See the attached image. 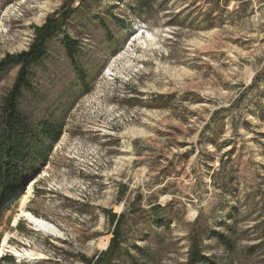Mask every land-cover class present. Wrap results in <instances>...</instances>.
<instances>
[{"label": "rangeland", "instance_id": "374dc122", "mask_svg": "<svg viewBox=\"0 0 264 264\" xmlns=\"http://www.w3.org/2000/svg\"><path fill=\"white\" fill-rule=\"evenodd\" d=\"M135 3L0 0V60L72 9L21 92L36 128L63 126L57 142L31 146L28 185L0 214V264H95L116 225L111 264H187L191 246L210 264H264V121L253 115H264V0H151L145 22ZM18 70L0 81V106Z\"/></svg>", "mask_w": 264, "mask_h": 264}, {"label": "trees", "instance_id": "16d2710c", "mask_svg": "<svg viewBox=\"0 0 264 264\" xmlns=\"http://www.w3.org/2000/svg\"><path fill=\"white\" fill-rule=\"evenodd\" d=\"M150 3L151 0H136L135 8L132 10L133 15H137L145 22ZM70 12H72L71 8L56 13L58 14L57 17H55L56 14L50 16L40 28L35 30V38L29 45L28 50L7 55L0 60V81L13 66L19 67L13 86L7 92L0 106V214L9 209L12 201L16 200L17 194L26 184L27 173L32 165L30 156L40 153L32 151L31 146L44 139L50 145L59 140L63 126L62 122L47 120L41 123L40 128H36L27 115L20 110L19 104L23 94L21 92H28L31 88L30 67L40 64L48 55L47 43L58 37L66 24V19L70 18ZM61 43L76 73V77L79 78L83 93H88L90 89L86 81L85 71L79 67L78 61H76L78 56L76 42L67 36H63ZM256 107H258L257 104ZM221 112L220 110L214 116H211V121H214L215 116ZM253 115L264 121L263 114L253 113ZM208 142L215 146V136H211ZM228 144H230L229 141L225 142V145ZM230 150H232V147L229 148L228 152ZM116 226L114 238L111 240L112 245L106 253H101V259L95 264H111L110 258L119 255L120 244L115 239L119 236L120 226ZM219 239L225 245H230L224 237L219 236ZM188 253L187 264H198V262L210 264L207 258L199 253V250L197 251L194 246H191ZM7 257L11 259L10 256Z\"/></svg>", "mask_w": 264, "mask_h": 264}, {"label": "bare ground", "instance_id": "6f19581e", "mask_svg": "<svg viewBox=\"0 0 264 264\" xmlns=\"http://www.w3.org/2000/svg\"><path fill=\"white\" fill-rule=\"evenodd\" d=\"M19 214H20L21 217H23L27 221V223L31 227L35 228L38 231H41V232H44V233L48 232V233H50L52 235L53 234H57L59 232L58 228L55 227L52 223H50L49 221L44 220L43 218H40V217L36 216L32 212L30 213L27 210L21 209ZM14 223L17 224V218L14 220ZM6 236H4V238L2 239V243H1L2 244V248L0 249V254L2 253L4 246L7 245V239L8 238ZM11 250H12L11 253L17 258L18 257H20V258L27 257V258H31V260H33V259H36V257H37V256L35 257L36 252L31 251V250L16 249L14 247H12Z\"/></svg>", "mask_w": 264, "mask_h": 264}, {"label": "water", "instance_id": "95a60500", "mask_svg": "<svg viewBox=\"0 0 264 264\" xmlns=\"http://www.w3.org/2000/svg\"><path fill=\"white\" fill-rule=\"evenodd\" d=\"M28 185V183L25 184L24 188Z\"/></svg>", "mask_w": 264, "mask_h": 264}]
</instances>
